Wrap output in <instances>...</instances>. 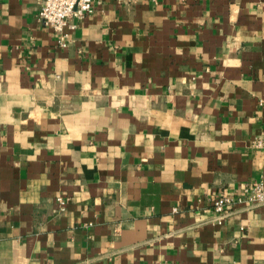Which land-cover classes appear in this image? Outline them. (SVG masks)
I'll use <instances>...</instances> for the list:
<instances>
[{
  "label": "crops",
  "instance_id": "0c3cea01",
  "mask_svg": "<svg viewBox=\"0 0 264 264\" xmlns=\"http://www.w3.org/2000/svg\"><path fill=\"white\" fill-rule=\"evenodd\" d=\"M65 32L0 0V264H264L237 201L264 184V0H98Z\"/></svg>",
  "mask_w": 264,
  "mask_h": 264
},
{
  "label": "built area",
  "instance_id": "2783aa9c",
  "mask_svg": "<svg viewBox=\"0 0 264 264\" xmlns=\"http://www.w3.org/2000/svg\"><path fill=\"white\" fill-rule=\"evenodd\" d=\"M39 6L40 21L50 27L57 35L62 46H66L68 33L65 32L71 19H83L94 12L98 0H35ZM126 2L129 0H117ZM74 29V26H71ZM253 146L264 150V135L257 136L253 141ZM246 197L237 201L246 202L252 205L264 204V184L254 183L246 189ZM231 196L217 197L213 202V208L217 215V221L221 223L225 220L230 209L235 204ZM63 206V203L61 202Z\"/></svg>",
  "mask_w": 264,
  "mask_h": 264
}]
</instances>
